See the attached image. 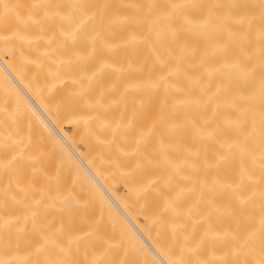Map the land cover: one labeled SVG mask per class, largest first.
<instances>
[{
    "label": "bare ground",
    "instance_id": "1",
    "mask_svg": "<svg viewBox=\"0 0 264 264\" xmlns=\"http://www.w3.org/2000/svg\"><path fill=\"white\" fill-rule=\"evenodd\" d=\"M0 264H264V0H0Z\"/></svg>",
    "mask_w": 264,
    "mask_h": 264
}]
</instances>
